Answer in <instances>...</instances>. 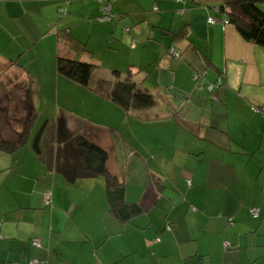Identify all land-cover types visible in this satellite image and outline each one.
Here are the masks:
<instances>
[{"label": "crops", "instance_id": "0c3cea01", "mask_svg": "<svg viewBox=\"0 0 264 264\" xmlns=\"http://www.w3.org/2000/svg\"><path fill=\"white\" fill-rule=\"evenodd\" d=\"M53 1L0 0V59L9 63L13 61L14 66L39 87L40 99L34 98V102L41 120L52 116L46 111L47 108L53 110V74H57L58 81L63 77L57 71V58L74 59L75 49L70 42L76 43L77 40L71 34L72 28L85 23L82 18L70 15V6L65 11L61 5L63 0L59 5ZM155 2L159 4V1ZM223 2L192 0L177 13L181 20L175 27L170 22L168 29H165L164 19L151 16L154 24L148 39H140L144 42L143 47L139 48L135 43L140 35L135 28L130 34L131 49L136 54L127 64V71H120L121 78L131 69L135 81L154 96V107L127 113L111 99L98 95L93 88L102 78L113 79L114 71L107 75L111 69L93 64L95 69L88 86L70 79L74 85L71 88L80 91L84 105L86 98L91 99L93 113L79 118L86 117L98 129L99 134L92 137L100 146L110 149L107 167L112 173L121 176L118 157L114 154L113 129H120L123 123H127L131 132L136 133L139 127L147 134L160 129L168 137L167 145H161L156 155L153 147L132 142L136 149L127 172L128 191L130 185L137 188L135 196L128 194V200L138 201L145 213L151 214L152 224L156 221V225H145V235L129 232L135 237L134 240L129 238L134 241L133 246H121L116 250L104 248L109 251V256L107 260H101L99 247L114 236L127 237L128 234L119 231L129 226H121L104 209L98 239L82 229L67 237L55 233L57 211H54L53 233L47 234L43 228L45 225L42 229L36 228L31 236L39 237L44 248L25 247L24 250L30 251L25 264L33 257L41 261L48 259L50 264H222L231 259L223 249L228 227L233 226L235 231L230 239L239 244V256L244 250L243 238L264 229V114L254 109L264 107V48L244 41L233 25L223 23L225 15L216 10ZM53 5L57 6L58 12L55 10V16L53 13L48 16L45 9L53 8ZM261 7L264 10V4ZM85 9L86 6H82L76 13L79 16L90 14ZM173 9L179 10L176 6ZM115 11L116 16L124 19L126 13L121 5L116 6ZM64 13L66 16L60 24L57 14L64 16ZM210 18H215L216 23L209 24ZM155 28H163L172 42L159 41ZM126 29L129 30L126 33H131L129 28ZM63 32L68 36L64 43L60 40ZM120 38L122 41L116 42H126L124 35ZM153 43L157 49H153ZM77 45L93 54L80 42ZM171 47L180 52L179 57L169 56ZM48 52L57 55L56 65L55 56H49ZM48 78L49 84L46 90H42ZM151 79L153 88L145 87V82ZM139 150L146 151L148 157ZM141 157L146 159L147 165ZM41 174L48 183L50 175L43 168ZM139 176H144L142 182L129 183L131 177ZM188 181L191 186L187 185ZM97 201H94L95 207ZM102 204L104 206V202ZM253 208L261 209L258 222L248 210ZM70 209L77 211L73 206ZM179 209H183L184 219L175 215ZM190 215L196 220L191 221ZM229 217L234 219L232 224L227 222ZM4 222L0 230V264L5 261L13 264L12 247L5 245L13 229ZM167 223L173 226L170 232L165 231ZM158 232L162 233L161 240L147 246L149 238L156 241ZM16 235L19 237L20 233L17 231ZM248 248L246 246L245 250L249 254ZM259 248H263L260 255H248V264H258L264 254V244L254 247L256 251ZM158 253L156 263L153 256ZM217 254L224 260L213 263Z\"/></svg>", "mask_w": 264, "mask_h": 264}, {"label": "rangeland", "instance_id": "374dc122", "mask_svg": "<svg viewBox=\"0 0 264 264\" xmlns=\"http://www.w3.org/2000/svg\"><path fill=\"white\" fill-rule=\"evenodd\" d=\"M114 11H112V20L109 23L102 24L100 23L99 16L101 11L99 10V5L96 0H63V8L67 12V7L70 6V15L78 16L83 19L84 24L74 26L72 28V36L75 37L77 42L85 45L88 51H91L93 54L86 52L82 46L77 45V42L73 43L75 49L74 61L83 64H90L92 66L98 65L103 69H111L109 75H112V72L117 70L125 73L127 71V64L129 61H132L133 56L135 57L136 51H132L131 45L133 43L131 35L135 28V32L140 35H137L139 38L135 39V43L138 47H143L144 42H141L140 39H148L149 32L154 22H151V16H156L158 19H164L165 29L169 28V23H173L174 27L177 24V21L181 20L180 10L184 9V5H187L188 2L192 0H182L183 3H176L177 0H110ZM155 1H159L157 4ZM54 3L60 4L61 0L53 1ZM118 2V3H117ZM121 5L124 8V19H121L122 16L115 15V7ZM159 5L162 8H159ZM82 6H86L85 11H88L90 14H83L79 16L76 11L80 10ZM158 7V11H154V7ZM178 7L179 10L174 11L173 8ZM56 8V9H55ZM48 10L49 13H53L55 16V10L57 11V6L53 8L52 6L47 7L45 11ZM61 14H57L60 24L65 18ZM46 16V13L43 14ZM158 19L156 21H158ZM162 21V20H161ZM160 21V22H161ZM59 24V25H60ZM61 28V27H60ZM115 28L117 30H115ZM129 28L131 33H126L125 29ZM150 28V29H149ZM74 29V31H73ZM163 29V28H162ZM162 29L155 28L156 34L160 40L171 41V38L167 36V33L163 32ZM124 31V33H123ZM65 32V30H64ZM62 34L60 40L64 43L67 40V34ZM121 35L125 36L126 42H116L122 41ZM57 38V37H55ZM55 38L53 44V52L55 50ZM155 42V41H150ZM47 44L51 42H46ZM61 43V42H60ZM154 44L153 49H157V45ZM113 45L111 48L108 46ZM75 46H77L75 48ZM73 49V50H74ZM49 50V48H48ZM119 51L116 54V51ZM43 55V54H42ZM49 56L53 54L48 52ZM93 55V57H92ZM157 55V53H156ZM48 56V61H49ZM55 56V55H53ZM57 56V55H56ZM56 56L54 57V64L56 65ZM1 57V54H0ZM138 61V60H137ZM95 69V66H94ZM203 74V73H202ZM67 77H62L58 81L57 74H53L52 77V95L53 99V110L51 111L47 108V113L52 117H62L66 118L68 127L71 130L78 129V119L80 115L86 114L89 117L93 113L94 106L91 107V99H85V105L83 103L82 95L77 88H71L74 85L71 84L70 79ZM43 80L41 81V85ZM49 84V78L46 82V85L43 86L42 90H46V86ZM151 86L153 88V80H148L145 82V87ZM60 87V89H59ZM32 90L31 80L24 76V74L9 62L2 61L0 59V138L2 139H16V134L22 130L21 119L24 114V102L27 97L28 91ZM39 87L36 86L34 98L40 99ZM59 92V94H58ZM39 95V96H38ZM45 95V91H44ZM49 97V96H48ZM43 102L46 103V99L41 96ZM99 112V111H97ZM85 117V116H84ZM85 117V118H86ZM84 118V119H85ZM41 124L37 123L32 128V135L38 131ZM114 132V143L115 151L114 154L118 157L117 167L121 172V179L128 180L127 172L129 168V162L132 153L136 147L132 142H141L144 145H149L154 149V155L158 151V148L161 145H167L168 137L166 134L158 129L153 133L147 134L143 128H136V133L131 132L127 123H123L120 129H113ZM137 137V139H136ZM172 140V139H171ZM31 143H27L26 147L17 150L12 155H7L0 153V221L4 222V225L14 228V234H17V231L20 233L19 237L13 236L6 241L5 245L12 247L13 255L12 260L13 264H25L26 257L30 256V251L24 250L25 243L34 233L35 228L41 224L46 225V231L51 232V208H46L43 205V196L39 194V191H42L44 187V176L40 173V168H42L41 163L36 160L35 156L30 150ZM106 150L105 147L101 146ZM144 156L148 157V153L144 150H139V153H143ZM142 158V157H141ZM144 163L147 165L145 158H142ZM110 163V159L107 161V164ZM114 166V164H112ZM131 165H133L131 163ZM169 172V170H167ZM50 178V177H49ZM144 176H139L137 178H130L129 183L135 184V182H142ZM100 182V183H99ZM101 180L98 182H92L91 184L94 187V190L89 187L90 192L87 190L85 185L83 186H70L67 189L68 195L66 201L63 202L61 193L58 194L55 201L54 207L57 208V218H56V230L55 233L60 235V233L65 234V236H70L74 233H79L81 229L89 235H93L99 238L101 233V217L103 215L104 209L106 212L107 203L106 197L104 194V186L101 184ZM187 182V181H186ZM185 186V182H182ZM48 185V184H47ZM186 187V186H185ZM90 193L92 197L90 196ZM137 193V188L130 185L128 194L129 196H135ZM213 193L211 194V197ZM89 198H94L93 201H97L95 208L91 210L86 207L84 212L76 211L73 216L69 217L71 212L70 204L73 202L75 204H82L86 202ZM16 199H18V204H16ZM104 202V206L103 203ZM25 203V204H24ZM27 203H33L32 206H28ZM6 208V209H5ZM6 210V211H5ZM53 210V209H52ZM183 209L177 210L175 213L181 219H184V216L181 214ZM250 210V209H248ZM252 216V215H251ZM253 217V220L258 222V218ZM191 221L196 220L194 215L188 217ZM229 219V218H228ZM39 221L41 224H39ZM39 226V227H40ZM100 226V227H99ZM257 227V226H256ZM108 234L111 232L106 228ZM228 234L226 235V241L228 244H232L233 247L231 250L227 251L230 254L231 259L228 261H223L224 258L217 257L212 261L213 263L222 264H232L241 262L242 264H248V255L253 257V255L258 254L263 250L259 248L257 251L254 249L256 245L261 246L264 244V229L260 232L252 233L245 236L242 240V252L240 256L238 255L239 244H236L233 240L230 239V235L235 233L233 226L227 228ZM129 238L135 239V237L130 233L127 237L122 235H117L107 240L99 247V257L101 260H107L109 256V251L105 249L112 248L114 250L118 249L121 246H133L134 241L129 240ZM96 239V240H97ZM154 238H149L147 240V246L150 242H157L153 240ZM85 240L88 239L85 237ZM234 242V243H233ZM249 246V254L246 252L245 248ZM157 247V246H156ZM105 248V249H104ZM167 248V247H166ZM165 248V249H166ZM11 250V248H10ZM255 250V251H254ZM264 253V252H263ZM160 254L153 256V259L158 263ZM141 260V259H140ZM261 260V261H260ZM28 264L30 260L27 261ZM210 263V261L208 260ZM254 264V263H252ZM258 264H264V254L261 256V259L258 260Z\"/></svg>", "mask_w": 264, "mask_h": 264}, {"label": "trees", "instance_id": "16d2710c", "mask_svg": "<svg viewBox=\"0 0 264 264\" xmlns=\"http://www.w3.org/2000/svg\"><path fill=\"white\" fill-rule=\"evenodd\" d=\"M107 1L108 0H102V2H100L96 0L100 8L99 10L101 11L100 15L102 14L98 17L99 19L104 18L102 9L105 4L111 6L108 18L105 17L103 21L100 20L102 24L109 23L112 20L113 6ZM177 1V3L184 2H182V0ZM263 4L264 0H224L223 4L216 8V10L225 15L226 18L223 20V23L225 25H233L244 41L264 48V10L261 7ZM153 10L158 11V7L155 6ZM225 21L229 23L226 24ZM209 24L211 23L209 22ZM128 31V29H125V32ZM174 51L178 52L175 48L171 47L168 50V54L171 57L177 58ZM10 63L15 65L13 61ZM57 71L61 76L67 77L82 86H88L94 71V66L78 63L77 61L65 57H58ZM31 85L32 90L28 91L29 93L24 102L25 106H23L24 116L21 119L22 130L16 134V139L8 140L0 138V153L12 155L17 150L26 147L27 143H31V152L36 160L41 163L46 174L50 175L49 182H43L44 187L42 191H39V194L43 196L42 201L44 207L51 208V232H53L52 215L54 211H57V208L54 207L55 201L53 202V199H57L58 194L61 193L63 202L66 201L68 195L67 189H69L68 187L70 186L80 187L85 185L90 192L89 187L94 190L91 183L97 182L100 179L104 186V194L106 197V213L115 219L121 226H129L126 230L121 229L119 231L120 234L136 232L139 235H145V225H152V227H154L156 221L152 224L151 214H146L145 209L138 201L131 202L128 200L130 197L128 196L127 180L121 179L108 169L107 161L109 160L110 149H103L92 137L93 134H99L98 129L88 119H78L79 128L75 130H71L68 127L66 118L62 117V115L54 117L53 114V117L51 116L42 120L39 119V111L34 102L36 84L31 81ZM93 89L98 95L111 99L114 104L121 107L127 113L135 110L150 109L154 107L156 103L154 96L147 90L142 89L135 81L131 69L128 70L124 78H121L120 71L115 70L112 80L102 78L98 86ZM254 109L264 114V107H254ZM36 123L38 125L41 124V126L38 131L32 135V128ZM42 168H40L39 174H41ZM44 180H46L45 176ZM187 185L191 186V182L188 181ZM90 196L92 197L91 193ZM93 200L94 198H89L82 204H75L73 202L70 206H73L74 209L76 207L75 210L77 211L84 212L86 207L90 210L95 207ZM16 204H18V199H16ZM27 204H29L28 206H32L33 203ZM251 210L249 211L252 216L256 218L261 216V209H258L259 214L257 216L254 215ZM73 211L69 213V217H72L76 212ZM2 222L1 220L0 230L3 224ZM227 222L232 224L234 219L229 217ZM141 223L144 224L141 225ZM43 225L45 224L43 223L38 227L42 229ZM43 228L44 231H46V225ZM12 229V236H10V239L14 238L13 236L17 237V235L14 234V228ZM172 229L173 226L167 223L165 231L168 230L170 232ZM46 233L51 234L47 231ZM161 234L162 233L158 232L155 238L156 241L159 242L161 240ZM36 241L40 244H35ZM28 245L32 249L44 248L42 240L37 236H31L30 240L25 243V247H28ZM227 245L229 246L226 247ZM232 247V244H228L227 241L224 240V250L229 251ZM49 254L50 251L48 255ZM34 261H38L39 264H50L48 259L41 261L36 257H33L29 264H33ZM2 264H7V261Z\"/></svg>", "mask_w": 264, "mask_h": 264}, {"label": "built area", "instance_id": "2783aa9c", "mask_svg": "<svg viewBox=\"0 0 264 264\" xmlns=\"http://www.w3.org/2000/svg\"><path fill=\"white\" fill-rule=\"evenodd\" d=\"M99 1L102 2V0H99ZM102 11H103L104 18H105V17L108 18L109 14H110V11H111V6L105 4V6H104V8L102 9ZM104 11H105V12H104ZM104 18H101L100 20L103 21ZM209 22H210L211 24H215V23H216V20H215L214 18H210V19H209ZM225 23L228 24L229 22H228V21H225ZM174 54H175L177 57H179V52L174 51ZM257 111H258V110H257ZM251 211H252V213H253L254 215H256V216L259 214V210H258V209H253V210H251ZM35 244L39 245L40 243L36 241ZM228 246H229V245H227L226 247H228ZM33 264H39V263H38V261H34Z\"/></svg>", "mask_w": 264, "mask_h": 264}]
</instances>
